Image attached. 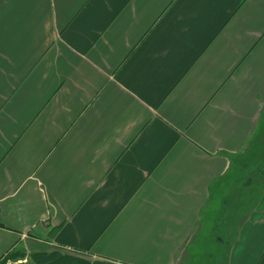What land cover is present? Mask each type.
Returning <instances> with one entry per match:
<instances>
[{
	"label": "crops",
	"instance_id": "0c3cea01",
	"mask_svg": "<svg viewBox=\"0 0 264 264\" xmlns=\"http://www.w3.org/2000/svg\"><path fill=\"white\" fill-rule=\"evenodd\" d=\"M263 146L264 0H0V264H264Z\"/></svg>",
	"mask_w": 264,
	"mask_h": 264
},
{
	"label": "rangeland",
	"instance_id": "374dc122",
	"mask_svg": "<svg viewBox=\"0 0 264 264\" xmlns=\"http://www.w3.org/2000/svg\"><path fill=\"white\" fill-rule=\"evenodd\" d=\"M264 148V146L262 147ZM262 148L259 147V151H262ZM257 158V155H256ZM241 162H239L240 164ZM242 172V171H241ZM241 179V182H245L248 178L249 175L248 173H244L239 177ZM235 185V182H234ZM241 184L236 185L235 187V191L233 192V198L231 200V204H230V211H229V218L234 220L236 218V216L238 215V213H240L241 210H243L244 207H246L247 205H249L253 200H254V195H256L257 191L259 190V186L260 184H258L257 181H255L252 185V187L250 188L249 192L246 193V195H244V199H241L240 196V191L239 189ZM238 193H239V197H238ZM240 198V199H239ZM201 250H200V257L198 258V264H210L211 261V255L209 254V250L207 248V246L203 247V244L201 246ZM19 256L18 257H14L13 254L9 255L8 258L6 260H4L3 264H9L10 262H16V264H22L24 261H26L27 259V253L25 251H20L18 252ZM204 255H206V257H203ZM31 260V259H29ZM24 264V263H23Z\"/></svg>",
	"mask_w": 264,
	"mask_h": 264
},
{
	"label": "trees",
	"instance_id": "16d2710c",
	"mask_svg": "<svg viewBox=\"0 0 264 264\" xmlns=\"http://www.w3.org/2000/svg\"><path fill=\"white\" fill-rule=\"evenodd\" d=\"M13 256L18 257V252L13 253ZM30 259L32 264H90L81 256L60 251L34 254L30 256Z\"/></svg>",
	"mask_w": 264,
	"mask_h": 264
}]
</instances>
